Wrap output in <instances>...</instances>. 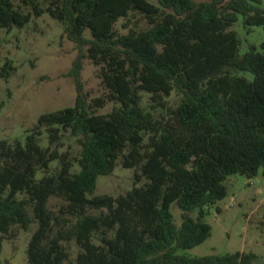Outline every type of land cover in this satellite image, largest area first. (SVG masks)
<instances>
[{
	"label": "trees",
	"instance_id": "obj_1",
	"mask_svg": "<svg viewBox=\"0 0 264 264\" xmlns=\"http://www.w3.org/2000/svg\"><path fill=\"white\" fill-rule=\"evenodd\" d=\"M14 1L0 0V28L43 13L62 24L77 49L68 71L76 95L72 105L41 113L23 143L0 140V242L15 236L13 226L35 222L28 264H260L252 251H180L210 236L204 207L225 197L227 176L264 175V42L261 51L250 45L239 54L230 29L239 14L247 29L264 28L262 0ZM119 18L132 19L122 23L126 32L115 29ZM85 58L105 90L90 101L81 80ZM144 92L160 107L172 92L180 102L158 118L142 107ZM109 102V113H97ZM66 130L80 145L75 172L57 149ZM118 157L135 169L134 185L93 195L97 177L110 174ZM54 160L60 165L49 172ZM53 196L61 199L56 210L48 206ZM69 242L78 246L74 258Z\"/></svg>",
	"mask_w": 264,
	"mask_h": 264
},
{
	"label": "rangeland",
	"instance_id": "obj_2",
	"mask_svg": "<svg viewBox=\"0 0 264 264\" xmlns=\"http://www.w3.org/2000/svg\"><path fill=\"white\" fill-rule=\"evenodd\" d=\"M45 5V0H38ZM156 3V0H149ZM200 1V0H197ZM19 5V0L14 1ZM264 6V0H262ZM23 11L29 7L20 5ZM132 25V19L119 18L115 29L126 32L127 28L122 23ZM144 25L143 22H141ZM239 38L238 53L242 54L255 45L261 51L264 42V28L251 26L248 29L243 25L242 16L230 26ZM88 37L89 33L86 31ZM77 49L75 44L68 40L63 33V26L48 13L39 17H32L22 27L10 29L0 28V140L10 143L24 142L27 130L37 122L41 113L56 110L67 105H72L75 100V84L68 75ZM8 63L7 73L2 71V66ZM4 72L6 76L2 77ZM248 79L253 75L249 71H239ZM83 91L88 101L104 93L95 66L88 58L83 61L81 70ZM180 102V96L172 92L166 98L165 107L153 104L148 93H142L141 105L145 110L152 112L153 116L160 118L167 109L175 108ZM114 103H107L97 110L99 114H107ZM147 138V137H146ZM146 141V140H145ZM42 146L48 145L45 131L39 137ZM72 162L71 170H79L78 158L80 145L76 137L63 131L61 141L57 147ZM59 160L50 163L49 172H54L59 167ZM134 168L123 167L121 157L116 160L112 172L99 175L93 195H118L124 194L134 185ZM43 174L39 170L38 175ZM145 179L142 177L137 185ZM226 195L215 204L204 207L206 214L204 220L211 227L210 236L202 243L181 250L188 255L224 254L234 251H252L257 255L256 262L264 263V175L259 171L252 177L244 174H232L225 179ZM61 199L50 197L48 206L56 210ZM170 210L174 223L181 222V210L172 203ZM101 210H91L99 213ZM31 215V212H29ZM197 216V210L190 213ZM36 224L33 222L26 230L15 225L12 231L13 238H4L0 242V264H28L26 246L31 232ZM97 241V239H94ZM72 258L75 257L78 246L69 242Z\"/></svg>",
	"mask_w": 264,
	"mask_h": 264
}]
</instances>
